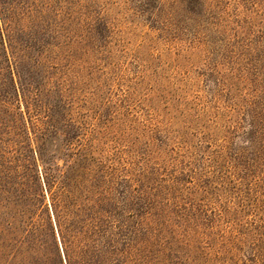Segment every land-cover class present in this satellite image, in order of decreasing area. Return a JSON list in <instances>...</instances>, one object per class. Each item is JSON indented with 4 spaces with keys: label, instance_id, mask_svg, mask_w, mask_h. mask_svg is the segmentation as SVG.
<instances>
[{
    "label": "trees",
    "instance_id": "trees-1",
    "mask_svg": "<svg viewBox=\"0 0 264 264\" xmlns=\"http://www.w3.org/2000/svg\"><path fill=\"white\" fill-rule=\"evenodd\" d=\"M163 1L178 27L204 3ZM16 2L0 0V264H264V25L239 24L250 44L219 81L235 128L189 175L154 144L111 151L99 98L84 114L64 48Z\"/></svg>",
    "mask_w": 264,
    "mask_h": 264
},
{
    "label": "rangeland",
    "instance_id": "rangeland-1",
    "mask_svg": "<svg viewBox=\"0 0 264 264\" xmlns=\"http://www.w3.org/2000/svg\"><path fill=\"white\" fill-rule=\"evenodd\" d=\"M16 1L30 12L26 26H43L42 39L64 48L83 113L94 116L99 98L111 151L154 144L167 167L189 175L211 164L225 130L235 128L220 74L239 70V48L250 42L235 35L243 21L253 34L262 30L264 0H204L200 18L179 16V27L157 15L163 0Z\"/></svg>",
    "mask_w": 264,
    "mask_h": 264
}]
</instances>
